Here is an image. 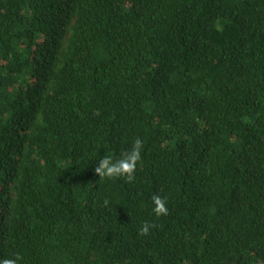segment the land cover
Segmentation results:
<instances>
[{"label":"trees","instance_id":"16d2710c","mask_svg":"<svg viewBox=\"0 0 264 264\" xmlns=\"http://www.w3.org/2000/svg\"><path fill=\"white\" fill-rule=\"evenodd\" d=\"M136 138L135 180L99 179ZM17 255L264 264V0H0V260Z\"/></svg>","mask_w":264,"mask_h":264},{"label":"clouds","instance_id":"9594fccd","mask_svg":"<svg viewBox=\"0 0 264 264\" xmlns=\"http://www.w3.org/2000/svg\"><path fill=\"white\" fill-rule=\"evenodd\" d=\"M142 149L143 141L140 138H136L131 149L122 151L118 159H114L109 155H106L100 159L94 171L96 174H98L99 179L124 177L126 182L131 183L135 180L134 174L137 169V164L141 160ZM151 200L154 204L153 211L157 217L168 214L169 209L166 205L165 198H162L159 194H154L151 197ZM107 203L108 201H105V204ZM154 227V224L145 222L139 229V235H148L150 229ZM21 259L22 257L17 255L14 259L5 258L0 260V264H18Z\"/></svg>","mask_w":264,"mask_h":264}]
</instances>
